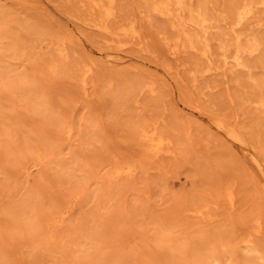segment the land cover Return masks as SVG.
<instances>
[{"label":"rangeland","instance_id":"rangeland-1","mask_svg":"<svg viewBox=\"0 0 264 264\" xmlns=\"http://www.w3.org/2000/svg\"><path fill=\"white\" fill-rule=\"evenodd\" d=\"M208 1L206 4L225 2V0ZM240 1L242 0H235L236 3ZM228 2H232V0H228ZM116 3L114 6L115 17L106 22V26L109 24L107 26L109 27L108 31L115 32L118 27H123L124 23L127 26L133 21L135 27L138 26L136 29L140 30L139 38L132 40L128 36L111 41L106 32L93 27L98 22L97 15L93 12H91L92 14L89 13L87 0H0V10L6 15L0 16V28L3 27L2 29L6 34V38L0 42V46L5 48L12 45L13 51L16 50L3 66L14 71L12 75L27 74L28 77H32L34 84L41 87L44 96L39 100L49 102L47 106L41 108L49 110L48 113H46L47 111L45 113L49 115L48 122H52V124H45L42 119L45 115L41 113L33 116L32 104H27L25 101L21 105L15 104L16 114L7 111V106L12 107L14 105L2 97L1 110L11 117L16 115L17 118L13 121H23L24 124L19 125L21 129H17L19 132L17 135L15 133L9 135L16 137L18 143H25L26 139L32 136L31 145L37 146L35 149L44 146L43 152L48 151L47 153L52 151V145L57 146L54 147L56 149L54 156L51 157L52 162H49L44 153L42 154V161L34 159L31 155L29 158L26 157L27 160H24L23 169L18 165L21 161V154L8 157L0 154V172L1 170L4 172L0 173L1 187L6 180L15 178L12 179L13 182L10 184L9 191V193H14L12 201L22 204V202L30 200L27 204L30 207L28 217L34 218L29 221L32 228L24 238L16 232L3 233L4 226H7L5 223L6 209L10 205V199H8L9 193L0 187V255L4 257L6 264H18V261L19 264H32V261H43L47 264H73L74 262L71 263L74 260L72 254L79 250L76 253L79 256L83 249H88V243L85 244L86 246L83 244L86 248L83 246L82 249L81 246L82 250L78 249L77 245L81 242L78 237L84 231L85 233L90 231L92 221L95 224L97 222L100 224L101 221L103 224V226L101 224L99 226L94 224V226L99 227L98 247L103 249L101 251L105 252L104 255H106L92 259V264H141L139 263L141 260L151 264H183L176 260L167 261L163 257L164 254L158 247V237L171 238L175 242L195 249L197 252L200 250V246L197 247L194 244L203 239L205 236L202 235L204 234L209 235V239L206 238L209 243L214 242L215 239L213 238L217 237L216 233H219V230L224 233V236L238 238L242 234L249 233L251 230L249 221L255 216L262 217L261 219L264 220V197L262 198L259 186L247 173L242 148L228 142L222 133L220 134L213 128L214 121L217 119L218 121L225 120L228 126L243 131L251 151L256 148L259 151L257 153L264 155L262 152L264 149V113L253 110L252 104H246L245 101H242L244 99L246 101L254 100L255 88L253 86L255 83L250 81L252 85H249V82L245 81V77H236L230 73H225L226 76L221 73L215 78L206 75L193 83L190 72L201 71L206 65H204L199 54L195 52L196 55L194 56V52L186 51V54L183 53L182 56L179 55L178 59H175V56L170 55L169 48L166 46V43L170 44V39L174 33L168 28L165 19L152 15L151 18L154 17L153 23H149L141 0H118ZM208 11L209 15L212 14L211 17H215L218 12V10L212 9ZM140 17H142L143 22ZM124 20L126 21L124 22ZM160 38L163 40L161 41ZM210 39L214 38H211L210 35ZM59 41H63L67 47V59L61 66L50 67L49 65H54L56 62L54 55L52 56L53 46ZM120 44L123 46L121 47ZM214 46L216 47V44ZM146 47L148 52H140L141 48L146 49ZM213 50V52L219 53L216 49ZM100 52L113 53L117 63L112 66L106 64ZM215 53L212 54L213 63L217 62L216 64L221 67L219 54L215 56ZM214 56L217 58L215 59ZM198 57L200 58L199 61ZM84 64L94 65H92V72L86 79V93L82 95L79 78L81 72H78V69ZM256 64L255 61L252 62V66ZM259 76L260 72L257 70L254 78ZM74 77L77 79L74 80ZM140 82L153 83L155 93L151 95L145 89L140 95H134L137 92L135 87L141 84ZM119 84L121 85L120 88L117 86ZM115 91L123 93L125 98L124 96L123 98L122 96H114L115 93V95L118 93ZM133 96L135 97L133 98ZM247 97H251V100L249 98L247 100ZM134 99L137 100L136 104ZM241 104L244 105L241 107ZM26 108H30V113ZM51 110H54L55 113L52 114ZM30 115L35 119H32ZM70 115H72V120L74 118V133L76 135L74 139L80 138L78 144L70 142L76 144L71 147L63 142V135L60 133L58 124ZM156 117L161 121L160 130L164 131L172 141L171 149L174 147L173 154L166 155L167 158L163 156L155 159L145 156L144 152L133 142V134L129 130L131 125L141 119H155ZM187 128L188 136H185ZM81 134L82 137H80ZM252 142L254 146H252ZM259 147H263V149ZM76 151L81 155L79 161L82 163L77 160L75 162H78V165L76 163L68 170V166L61 169L59 162L67 161L68 157L72 156V152L75 153ZM182 153L187 154V160L183 158ZM262 158L264 159V156ZM123 160L133 163L138 168L134 179L131 181L114 180L112 184H107L108 188L103 183L106 182L107 178L105 181L103 179L106 174L108 175L107 171H110L109 169L113 164L123 162ZM69 163L71 161H67V164ZM147 166L151 169H148ZM143 168L148 169V174H143ZM224 181L225 183L228 181L227 184H231L233 189H237V192L235 190L234 193L236 199L238 197L239 200H235L233 206L231 204L228 206V203L225 204L227 199L223 196L219 197L221 184L223 185ZM125 186H128V191ZM106 187L107 193L104 190ZM120 189H123V192ZM76 194H79L77 200L74 197ZM118 194H122V196ZM118 196L121 200L117 198ZM107 199L109 200L108 204L106 203ZM224 199L226 202L223 201ZM70 201L75 202V209L72 213L74 215L73 217L71 215L72 218L69 220L73 230L72 238H65L59 233L56 235L58 238H55L56 246L51 250L42 249L39 245H44L46 240L45 242L37 241L35 238L39 234L43 235L46 229L39 227L36 219L38 220V217L39 219L45 218L47 214L53 213L55 208L56 210L60 209L71 203ZM194 201L206 204L207 208H203L201 215L179 212L188 208L190 203ZM236 201H238L237 204ZM179 205L185 207L181 208L182 206ZM20 208L18 217L22 216ZM98 212L100 215L96 217ZM205 212L206 215L210 213V220H206ZM91 213H96L95 216L93 214V220L90 218L93 217ZM251 216L252 218L249 220ZM73 218L75 219L73 220ZM213 218L215 219L213 220ZM77 219L82 223L81 225L77 224ZM95 219L96 222H94ZM198 219L202 220V223ZM212 220L214 223H211ZM248 224L250 226H247ZM103 233L109 237L105 236L104 238ZM110 235L113 236V243L111 242V244L107 242V239L110 241ZM82 237L83 235L81 239ZM255 237L258 241L253 239L254 242L264 245V232H261L259 236L255 235ZM101 238L106 239L108 244H105ZM30 239L35 240L34 243ZM67 240H71L73 246L72 242ZM82 241L86 242L87 240L82 239ZM21 245L22 247H20ZM122 245L125 246V249ZM104 247L108 248L104 250ZM94 252L96 253V251ZM106 252H110L109 255ZM111 253L112 255H110ZM139 256H142L143 259L137 261ZM63 258H68L69 262H65ZM89 262L91 263V260L85 264H89Z\"/></svg>","mask_w":264,"mask_h":264},{"label":"bare ground","instance_id":"bare-ground-1","mask_svg":"<svg viewBox=\"0 0 264 264\" xmlns=\"http://www.w3.org/2000/svg\"><path fill=\"white\" fill-rule=\"evenodd\" d=\"M88 1V4L89 5V13L92 14L91 12H93V14L97 15V24H94L93 27L98 29V30H101V31H104L107 33V35L109 36L110 40H116L117 38L121 37V39H123L124 37H130V39L134 40L136 39L137 37L139 38L140 37V30L136 29V26L135 27V23L133 21H131L127 26H125L126 23H124L123 27H118V30H113L115 32H109L108 29L109 27V24L106 26V22L108 20H110L111 18H114L115 17V5L117 4L116 1L118 0H87ZM142 2V5H143V10L144 12L146 11L147 13V16L149 15H155L156 17H161L163 19L166 20L167 22V26L168 28L174 33L172 38L170 39V44L169 43H166V46H168L169 48V52H170V55L171 56H175V59H178L179 55L185 53L186 54V51H191V52H194V56L198 53L199 54V57L203 60L204 62V65H205V68L203 70H194L192 72H190L192 74V81L193 83H195L196 81H198V79L201 77H204L206 75L209 76H214V78L216 76H218L219 74L223 73V76L225 75V73H230L232 74L231 70L229 69L228 71H225L224 70V64L221 61V67L218 66L216 63V65L213 63V60H212V54L215 53L213 52L214 50L213 49H216L218 52H219V48L218 46L216 45V47L214 46L215 44H213L212 46H214L212 48V53H210V55L205 58L203 55H202V52L204 50V45H203V42H202V37H203V29L201 27H199L200 25V19L198 16L194 15V13L199 9V5L201 4H206L208 3L209 1H201V0H141ZM48 3V2H47ZM85 3V2H84ZM83 3V4H84ZM116 3V4H115ZM140 3V1H139ZM237 3H249V4H255V5H260L262 3H264V0H242L240 2H237ZM45 4V3H44ZM86 4V3H85ZM156 5H160L161 7L159 8H156L155 6ZM177 5H184L185 7H177ZM166 6V7H165ZM88 7V6H87ZM142 7V6H141ZM140 8V7H139ZM138 9V8H137ZM140 10V9H139ZM143 10L141 11V13L143 12ZM118 11V10H117ZM207 11V14L209 13L208 10ZM139 12V11H137ZM212 12V11H211ZM5 12H3L2 10H0V16H4ZM111 13V15H110ZM117 13V12H116ZM4 14V15H2ZM119 14V13H118ZM94 15V16H95ZM140 15V13H139ZM145 15V14H144ZM209 15V14H208ZM212 15V14H211ZM211 15H209V17H211ZM6 16V15H5ZM118 17V16H117ZM91 18V17H90ZM133 18V17H132ZM142 22H143V19L142 17H140ZM145 18V17H144ZM154 18V17H153ZM152 18V19H153ZM92 19V18H91ZM147 19V18H146ZM96 20V21H97ZM112 20V19H111ZM134 20V19H133ZM137 20V19H136ZM140 20V19H139ZM116 21V20H114ZM126 20H124L125 22ZM162 21V20H160ZM110 22V21H109ZM138 22V21H136ZM164 22V21H163ZM165 23V22H164ZM122 24V23H121ZM137 24H141V23H137ZM152 24V23H151ZM27 25V24H25ZM142 25V24H141ZM28 26V25H27ZM121 26V25H120ZM165 26V24H164ZM22 27V26H21ZM113 27V26H112ZM3 28V27H2ZM0 28V42L2 39L6 38V34L4 32V29ZM30 28V27H29ZM114 28V27H113ZM142 30L143 27H141ZM167 28V30H168ZM27 29V28H25ZM111 29V28H110ZM166 29V28H165ZM170 33V32H169ZM146 34V33H145ZM83 35V33H82ZM158 35V34H157ZM163 35V34H162ZM165 35V34H164ZM171 35V34H170ZM123 37V38H122ZM63 38V36H62ZM61 38V39H62ZM167 38V37H166ZM212 38V37H211ZM58 39V38H57ZM56 39V40H57ZM129 39V40H130ZM161 39V38H160ZM163 39H161L162 41ZM168 40H169V37H168ZM103 41V40H102ZM126 41V40H125ZM106 42V41H105ZM129 42V41H128ZM138 42V41H137ZM9 43V42H8ZM81 43V42H80ZM117 43V42H116ZM115 43V44H116ZM126 43V42H125ZM133 43V41H132ZM19 44V43H18ZM68 44V43H67ZM142 44V43H141ZM146 44V43H145ZM165 44V43H164ZM15 45V44H14ZM117 45V44H116ZM125 45V44H124ZM149 45V44H148ZM12 45H9V46H6L5 48H2V46H0V154H3V156H13V155H22L21 156V161H19L18 165L19 167L22 169L24 168V160H27V158H29L31 155L34 159L36 160H41L42 161V154L44 153V156L47 157V159H49V162L51 161V157L54 156V151L56 148H54L56 145H51L53 146L52 147V151L47 153V152H43V147H38L37 149H35V147H33L30 143L31 141V138L28 137L26 140L25 143L23 142H17L18 140L16 139V137L14 136H11L9 134H13L15 133V135H17L19 132L17 131V129H21L19 127V125H24L23 124V121H16L15 120L13 121V119L17 118L16 115H14L13 117L9 116L6 112L4 113L1 109V106H2V97H4V100L5 98L8 100V101H11L12 104L14 106L12 107H9L7 106L6 110L7 111H10V112H15L16 114V106L15 104H19L21 105V103L23 101H25L27 104L28 103H31L32 104V115L33 116H37V115H40L41 114H44L45 117L42 118L44 120V123L45 124H52V122H48L49 120V115L46 114L49 112V110L47 109H42L41 107H44V106H47L49 104L48 101H43L41 102L39 99L41 97L44 96V92L43 90L41 89V87H39L37 84H34V81L32 79V77H28L27 74H24L22 73L20 75L19 74H15V75H12V73L14 71H11L9 70L7 67L3 66L10 58H11V55L13 56L14 52L16 51H13V48L11 47ZM19 46V45H18ZM22 46V45H21ZM51 46V45H50ZM119 46V45H118ZM120 46L122 47L123 45L120 44ZM193 46L196 47L197 51H193ZM54 49H53V54L52 56L54 55L55 59L54 61H56L54 63V65H49L50 67L52 66H61V64H63V62L67 59V56H68V52H67V47L65 46V43L63 41H59V42H56L54 44ZM111 47V46H109ZM9 48V49H8ZM23 48V47H22ZM68 48L70 49V47L68 46ZM117 48V47H116ZM115 48V50H116ZM163 48V47H162ZM24 49V48H23ZM125 49V48H124ZM123 49V50H124ZM139 49V48H138ZM100 50V49H99ZM122 50V51H123ZM126 50V49H125ZM95 51V50H94ZM101 51V50H100ZM118 51V49H117ZM120 51V50H119ZM148 48L146 47L145 48H141L140 49V52H148ZM166 51V50H165ZM71 52V51H69ZM124 52V51H123ZM196 52V54H195ZM17 53V52H16ZM95 53V52H94ZM101 53V52H100ZM119 53V52H118ZM168 53V52H167ZM188 53V52H187ZM190 53V52H189ZM117 54V53H116ZM124 54V53H123ZM219 54V55H218ZM18 55V54H17ZM102 55V58L104 59L105 63L106 64H110L111 66L112 65H115L117 63V59H116V56L113 54V53H104L102 52L101 53ZM125 55V54H124ZM153 56V54H151ZM214 55V54H213ZM219 56L221 57V53H215V56ZM94 56V55H93ZM119 56V55H118ZM122 56V55H121ZM182 56V55H181ZM198 56V55H197ZM196 56V57H197ZM214 58L216 59L217 57ZM15 57V56H14ZM90 57V56H89ZM157 57V56H156ZM198 57V61L200 60V58ZM94 58V57H93ZM121 58V57H120ZM154 58V56H153ZM53 59V58H52ZM119 59V58H118ZM122 60V59H121ZM218 60V59H217ZM68 61V60H67ZM80 61V60H79ZM216 61V60H215ZM46 62V61H45ZM49 63V62H48ZM104 63V62H103ZM184 63V62H183ZM52 64V63H51ZM70 65V64H69ZM94 65V64H92ZM92 65H87V64H84L82 66L79 67V71L78 72H81L80 73V82H81V89H82V95L86 93V79H87V76H89V74L92 72ZM102 65V64H101ZM104 65V64H103ZM109 65V66H110ZM178 65V64H177ZM67 66V65H66ZM74 66V65H73ZM108 66V67H109ZM77 67V66H76ZM184 67V66H183ZM201 67V66H200ZM199 67V68H200ZM254 68H257V64L253 66ZM102 68V67H101ZM180 68V67H179ZM193 68V67H192ZM106 69V68H104ZM118 69V68H117ZM15 70V69H14ZM110 70V69H109ZM124 70V69H122ZM53 71V70H51ZM65 71V70H64ZM187 71V70H186ZM71 72V71H70ZM188 72V71H187ZM64 73V72H62ZM77 73V72H76ZM74 75V74H73ZM189 75V74H188ZM92 76V75H91ZM186 76V75H185ZM226 76V75H225ZM229 76V75H228ZM237 77V76H236ZM76 80L77 78L74 77ZM188 78V77H186ZM220 78V77H219ZM91 79V78H90ZM152 79V78H151ZM189 79V78H188ZM210 79V78H209ZM229 79V78H228ZM231 79V78H230ZM237 79V78H236ZM243 79V78H242ZM244 79H246L245 81L249 82V85L251 84L250 81L245 77ZM253 80H255V85L253 86L255 88L254 90V93H255V97H254V100L253 101H246V99L242 100V101H245L246 104H252L254 107H253V110L255 111H258L259 113H264V92L261 91V81H262V77L261 75L258 77V78H252ZM147 80V79H145ZM190 80V79H189ZM89 81V80H88ZM87 81V82H88ZM116 81V80H115ZM119 81V80H118ZM130 81V80H129ZM128 81V82H129ZM139 81V80H137ZM141 81V80H140ZM144 81V80H143ZM154 81V80H152ZM191 81V83H192ZM216 81V80H215ZM214 81V82H215ZM77 82V81H76ZM91 82V81H89ZM121 83L123 81H120ZM202 82V80H201ZM240 82V80H239ZM141 83V82H140ZM208 83V82H207ZM206 83V84H207ZM213 83V82H212ZM243 83H244V80H243ZM242 83V84H243ZM246 83V82H245ZM91 84V83H89ZM114 84V83H113ZM157 84V83H156ZM217 84V83H216ZM252 85V84H251ZM95 86V85H94ZM100 86V85H99ZM110 86V85H109ZM119 88H120V84L117 85ZM196 87H199L197 85H195ZM240 86V84H239ZM248 86V85H247ZM243 87V86H242ZM79 88V87H78ZM110 88V87H109ZM136 94L134 95H140V93H142L145 89H147L146 91L149 92L151 95H153L155 93V88H154V84L153 83H141V84H138L136 87ZM251 88V87H250ZM106 89V88H105ZM108 89V88H107ZM111 89V88H110ZM115 90H116V87H115ZM119 90V89H118ZM212 90V89H211ZM109 91V89H108ZM132 91V90H131ZM115 92H118V91H115ZM253 92V91H252ZM81 93V91H80ZM119 93H117V95L114 94V96L116 97H121L123 98L124 94L123 93H120V96H119ZM130 93V92H129ZM133 93V91H132ZM200 93V92H199ZM253 93V94H254ZM30 94H33V95H30ZM113 94V93H112ZM123 94V95H122ZM207 94V93H206ZM248 94V93H247ZM239 95V94H238ZM252 95V94H251ZM128 96V94L126 95V97ZM130 96V95H129ZM208 96V95H207ZM135 96H133L134 98ZM205 97V96H204ZM243 97V96H242ZM252 97V98H253ZM120 98V99H122ZM125 98V96H124ZM132 98V97H130ZM246 98V97H245ZM249 97H247V100H251V97L248 99ZM13 99V100H11ZM240 99V98H239ZM130 100V99H129ZM139 100V99H138ZM6 101V100H5ZM126 101V99H125ZM205 101V100H204ZM240 101V100H239ZM133 102V101H132ZM244 102V103H245ZM134 103L136 104L137 103V100L134 99ZM24 104V103H23ZM22 104V105H23ZM26 104V105H27ZM128 104V103H127ZM245 104V106H246ZM25 105V107H26ZM244 105V104H243ZM241 104V107L243 106ZM249 106V105H248ZM4 107V106H3ZM23 107V106H22ZM28 107V106H27ZM71 107V106H70ZM76 107V106H75ZM247 107V106H246ZM5 108V107H4ZM244 108V107H243ZM28 110V112L30 111V108H26ZM25 110V109H24ZM239 110V109H238ZM242 110V109H241ZM246 110V109H245ZM45 111H47L45 113ZM251 111V109H250ZM18 112V111H17ZM30 113V112H29ZM51 113L54 114V110H51ZM70 114V113H69ZM244 114V113H243ZM242 114V115H243ZM254 114V113H253ZM257 114V112H256ZM32 115H30V117L32 119H35L32 117ZM226 115V114H225ZM241 115V114H240ZM28 116V115H27ZM180 116V115H179ZM218 116V115H217ZM220 116V115H219ZM238 116V115H237ZM255 116V115H254ZM260 116V115H259ZM67 117V116H66ZM72 115H70V117L66 118L65 120H63L62 118V121H60L58 124H59V127H60V133H62L63 135V142L65 144H69L70 147L72 145H76L78 144V140H75V133L72 134L71 136L69 135V128L65 127L64 125L68 122H71L72 120ZM142 117V116H141ZM155 117V116H153ZM160 117V116H159ZM260 117H263V116H260ZM30 118V119H31ZM225 118V117H224ZM258 119V117H256ZM29 119V120H30ZM138 119V118H137ZM263 119V118H262ZM261 119V120H262ZM176 120V119H175ZM230 120V119H229ZM238 120V119H237ZM40 121V120H39ZM51 121V120H50ZM73 121V120H72ZM125 121V120H124ZM131 121V120H130ZM224 121V122H223ZM219 120L218 119L216 121L213 122V128L220 132V134L222 133L224 138L230 142V143H234L236 145H238L240 148H242V151L244 152V163L246 165V169L248 170L247 173H249V175L251 176L252 180L255 181V183L259 186L260 190H261V193H262V198L264 197V159L262 158L264 155L260 154V153H257L259 151H257V149H253L252 151H255V152H252L249 148V145H248V141H247V138L245 137L244 133H242L241 131L231 127V126H228L226 123H225V120ZM260 122V120H258ZM263 121V120H262ZM37 122V121H36ZM136 122V121H135ZM160 119L159 118H155V119H141L139 121H137L135 124L131 125L129 127V130L130 132H132L131 134H133V139H134V143H136V145L144 152V155L147 156V157H152V158H159V157H163L166 155H171L173 154V149H171L170 145L172 143V141L166 136L165 132L160 130ZM258 122V123H259ZM25 123V121H24ZM28 123V121H27ZM131 123V122H130ZM133 123V122H132ZM167 123V121H166ZM229 124V123H228ZM84 125V124H83ZM186 126V125H185ZM237 126V125H236ZM240 127V126H239ZM168 128V127H167ZM179 128V127H178ZM164 129V128H162ZM262 129V128H261ZM128 130V129H126ZM25 131V130H24ZM83 131V130H82ZM187 133L185 136H188V128L186 129ZM75 132V131H74ZM183 132V131H182ZM191 132V131H190ZM189 132V133H190ZM217 132V133H218ZM22 135H23V132H21ZM20 133V134H21ZM40 133V132H39ZM77 133V132H76ZM185 133V132H184ZM211 133V132H210ZM213 133V132H212ZM83 134V133H82ZM82 134L80 137H82ZM129 134V133H128ZM173 134V133H172ZM36 136V134H34ZM58 135V134H57ZM175 135V134H174ZM190 135V134H189ZM218 135V134H217ZM222 136V135H221ZM257 136V135H255ZM9 137V138H8ZM60 137V136H59ZM58 137V138H59ZM79 137V136H78ZM175 137V136H174ZM191 137V136H189ZM24 138V137H23ZM36 139V138H35ZM222 139V138H220ZM37 140V139H36ZM57 140V139H55ZM33 141V140H32ZM175 141V140H174ZM219 141V140H218ZM256 141V140H254ZM38 142V141H37ZM76 143V144H72V143ZM209 142V141H208ZM213 142V141H211ZM36 143V142H35ZM56 143V142H55ZM61 143V142H60ZM256 143V142H254ZM259 143V142H258ZM44 144V143H43ZM42 144V145H43ZM204 144V143H203ZM38 145V144H37ZM48 145V144H47ZM46 145V146H47ZM86 145V144H85ZM228 145V144H227ZM258 145V144H257ZM50 146V145H49ZM83 146V145H82ZM252 146L253 145V142H252ZM262 146V145H260ZM57 147V146H56ZM74 147V146H73ZM251 147V146H250ZM45 148V147H44ZM260 148V147H259ZM263 149V147H261ZM260 148V149H261ZM50 149H51V146H50ZM84 149V148H83ZM80 150V149H79ZM78 150V151H79ZM264 150V149H263ZM262 150V152L264 153V151ZM59 151V150H58ZM60 152V151H59ZM175 152V151H174ZM178 152V151H177ZM261 152V153H262ZM72 156H69L68 160L67 161H71V163L67 164V161H62V162H59L60 165L59 167L61 169H63L64 167L66 168L67 166V170L71 168V166H73L74 164L78 165L80 162L79 159L81 158L77 151L74 153L72 152ZM28 154V155H27ZM183 155V158L185 160L186 157H187V154L185 153H182ZM26 155V156H25ZM110 155V154H109ZM176 156V155H175ZM174 156V157H175ZM27 157V158H26ZM20 158V156H19ZM58 158V157H57ZM167 158V157H166ZM165 158V159H166ZM178 158V157H176ZM188 158V157H187ZM240 158V157H239ZM113 159V158H112ZM115 159V158H114ZM182 159V158H181ZM78 162H75L77 161ZM81 160V159H80ZM153 161V160H152ZM2 162V161H1ZM10 162V161H8ZM47 162V161H45ZM48 162V163H49ZM52 162V161H51ZM117 162V161H116ZM47 163V164H48ZM57 163V162H56ZM82 163V161L80 162ZM115 163V162H114ZM52 164V163H51ZM71 164V165H70ZM112 164V163H111ZM185 164V163H184ZM158 165V164H157ZM53 166V165H52ZM160 166V165H159ZM9 168V167H8ZM53 168V167H52ZM55 168V167H54ZM148 168V166H147ZM150 168V167H149ZM148 168V169H149ZM158 168V167H157ZM27 169V168H25ZM140 169V168H139ZM144 169V168H143ZM148 169H144L143 171V174H148L147 171ZM151 169V168H150ZM20 170V169H19ZM72 170V169H71ZM77 170V169H76ZM110 171H107L108 172V175L106 174L105 178L103 179V181H105L106 179V182H103L104 185L106 184V186L108 187L107 184H112V181L114 180H120V179H123L125 181H131L132 179H134V176L135 174L137 173L138 171V168L136 166H134L133 163L131 162H128V161H124L123 162L121 161L120 163H115L113 164V166L111 167V169H109ZM60 171V170H59ZM65 171V170H64ZM2 173H4L2 170H1ZM0 172V173H1ZM63 172V171H62ZM75 172V170H74ZM24 174V173H23ZM7 179V178H6ZM13 179V178H12ZM12 179H8V180H3L5 181L4 184L0 185V187L4 190V191H7L9 193L10 191V184H12ZM15 179V178H14ZM13 179V180H14ZM136 179V178H135ZM229 179V178H228ZM123 182V181H122ZM119 183V182H118ZM130 183V182H129ZM224 184L222 185L221 184V191L219 192V197L223 196L224 198L227 199V202H226V199H224L223 201H225L227 204L228 203V206L229 204H231L232 206L234 205L235 203V200H239V198L237 197L236 199V195L234 193L237 192V189L232 187L231 184H227L228 181L225 183V181L223 182ZM232 183V182H231ZM65 184V182H64ZM68 184V183H67ZM127 184V183H126ZM137 184V183H136ZM60 185V184H59ZM63 185V184H62ZM66 185V184H65ZM236 186V184H234ZM234 186V187H235ZM104 187V186H103ZM107 187L104 189L105 192L107 193L108 189ZM128 186H125V189L127 188ZM109 188V187H108ZM124 189V191H125ZM17 190V189H16ZM122 190L123 192V189H120ZM3 191V192H4ZM18 191V190H17ZM127 191H128V188H127ZM2 192V193H3ZM76 192V191H75ZM79 192V191H77ZM121 192V193H122ZM72 193V192H71ZM74 193V191H73ZM119 193V192H118ZM260 193V194H261ZM14 193H9V198L10 199V205L7 206L8 208L6 209V221L5 223H7L6 225L7 226H4L5 227V230L3 231V233H6V232H16L19 234L20 237H23L27 235V232L32 228L29 221L31 219H34L33 217H28V213H29V209L30 207L27 205L30 200H26L24 202L21 203H17L15 201H12V199H14ZM129 194V193H128ZM237 194V193H236ZM74 195V194H73ZM107 195V194H106ZM119 195V194H118ZM126 195V194H124ZM238 195V194H237ZM72 196V195H71ZM81 196V195H80ZM119 196H122L119 195ZM119 196L117 197L119 199ZM75 200H77V197H79V194H76L75 196ZM124 198V196L122 197V199ZM102 199V198H100ZM65 200V198H64ZM67 200V199H66ZM74 200V201H75ZM121 200V199H119ZM7 201V200H6ZM79 201V199H78ZM103 201V200H102ZM109 200L107 199L106 200V203L108 202ZM4 202V201H3ZM71 202V201H70ZM80 202V201H79ZM101 202V201H100ZM238 201H236V204H237ZM1 203V202H0ZM8 203V202H7ZM67 203V201H66ZM122 203V201H121ZM206 203V202H205ZM216 203V202H214ZM79 204V203H78ZM108 204V203H107ZM177 204V203H176ZM181 204V203H180ZM218 204V203H216ZM123 205V203H122ZM98 206V205H97ZM105 206V205H104ZM180 206V205H179ZM182 206V205H181ZM180 206V207H181ZM212 206V205H211ZM217 206V205H216ZM21 207V208H20ZM80 207V206H79ZM102 207V206H101ZM185 206H182L181 208H183ZM206 207V204H204V202H198V201H194L192 203H190L189 207L188 208H185L184 210L182 209V211L180 210L179 212H191V214H200L202 213V210L203 208ZM19 208H20V213L22 216L18 217V214H19ZM124 208H126L124 206ZM177 208V207H176ZM207 208V207H206ZM213 208V207H212ZM234 208V207H233ZM262 208V207H261ZM74 209H75V202H71V203H68L66 206H63L62 208H58L56 210L55 208V211H53V213H51L50 215H46L45 218H42V219H39L38 217V220L36 219V222H37V225L39 227H44L46 229V232L41 235L39 237L36 236V240L37 241H44L46 240L45 244L44 245H39L42 249H45V250H51V248H53L54 246H56V240L55 238L58 236H56L57 234L59 235L62 234L63 237H67L69 239L72 238V229H71V218L73 217L72 213L74 212ZM179 209V208H178ZM215 209V208H213ZM220 209V208H219ZM228 209V208H227ZM207 210V209H206ZM209 210H210V207H209ZM208 210V212H209ZM234 210V209H233ZM231 210V211H233ZM104 211V210H103ZM216 211V209H215ZM259 211V210H258ZM102 212V211H101ZM177 212V211H176ZM222 212V211H221ZM234 212V211H233ZM220 213V212H219ZM258 213V212H257ZM92 214V213H91ZM94 216L96 213H93ZM92 214V216H93ZM182 214V213H181ZM191 214H188V215H191ZM216 214V213H215ZM72 215V217H71ZM89 215V214H88ZM97 215L99 216L100 213L98 212L96 214V217ZM205 215H206V212H205ZM210 215V213H209ZM209 215H206V220H210L211 219V216ZM213 215V214H211ZM93 217H90L92 218L93 220ZM196 216V215H195ZM194 216V217H195ZM215 216V215H213ZM217 216V215H216ZM255 216V215H253ZM77 217V216H76ZM190 218L192 216H189ZM200 217V216H199ZM203 217V216H201ZM205 217V216H204ZM256 217V216H255ZM252 218V216L250 217L249 221L250 224H251V228L250 227H247V228H250L251 230H246L247 232L249 231V233L247 234H242L240 237L238 238H232L231 236H224V233H222L221 230H219V233H216L217 234V237L213 238L215 240H213L214 242L212 243H209L207 242L208 240H206V238L209 236H206V234L202 235L204 238L201 239L200 241H198L196 244H194L195 246L199 247L200 246V250L195 252V249L193 250V248L189 247V246H186V245H183L181 243H178V242H175L174 240H172L171 238H167V237H158L157 238V243H158V247L159 249L163 252L164 254V258L167 259V261H180L182 262L183 264H217V261H220L221 264H228L229 261H236L238 262V264H264V245L262 244H258L256 241L257 238L255 237V235L259 236L261 232H264V223L261 218L262 217H256V218ZM86 218V216H85ZM89 218V217H88ZM187 218V216H186ZM188 218V219H190ZM196 218V217H195ZM198 218V217H197ZM75 218H73L74 220ZM82 219V218H81ZM97 219V218H96ZM94 220V222H96L97 220ZM201 219V218H200ZM215 218H213L214 220ZM87 220V218H86ZM90 221H92L91 219H89ZM199 220V219H198ZM213 220L211 221V223L213 222ZM77 224H82L78 219H77ZM88 221V220H87ZM200 221V220H199ZM202 221V220H201ZM200 221V222H201ZM205 221V220H204ZM74 222V221H73ZM89 223V222H88ZM99 222H97L96 224L93 223L92 221V225H91V229L90 231H88L87 233H85V231L82 233L83 237L82 239H85L87 240L86 242L82 241L81 239V236L78 237L79 241L81 242H77L78 245L77 247H79L78 249L82 250L83 249V246L88 243L89 246L88 249H83V251H81L82 254H80L79 256H77V251L79 252V250H76L72 255H73V261L71 263H76L75 264H85L87 261L91 260V263L89 262V264H92V259H95V258H99L101 257L102 255H104L105 252L101 251L103 249H99L98 247V243H99V227H95V225H100L101 224V221H100V224H98ZM202 223V222H201ZM214 223V222H213ZM206 224H209L206 222ZM244 224V223H243ZM89 225V224H88ZM89 225V226H90ZM103 226V224H101ZM210 225V224H209ZM245 225V224H244ZM11 228H10V227ZM247 226H250L249 224ZM80 227V226H79ZM74 228V227H73ZM244 228V227H243ZM246 228V227H245ZM75 231V230H74ZM221 231V232H220ZM218 232V231H217ZM99 233V234H98ZM102 233V232H101ZM245 233V232H243ZM80 234V233H79ZM61 235V236H62ZM102 236H105L104 233L102 234ZM111 236V235H110ZM216 236V235H215ZM38 237V238H37ZM107 237V236H106ZM109 237V236H108ZM107 237V238H108ZM113 236L110 237V241H108L107 239V242L109 244H111V242L113 243V239H112ZM235 237V236H234ZM255 237V238H253ZM261 237V236H260ZM104 238H101L102 240H104ZM202 238V237H201ZM21 241H23L22 238H20ZM61 239V238H60ZM77 239V238H75ZM209 239V237L207 238ZM256 239V241L254 242V240ZM32 241V239H30ZM11 241V240H10ZM35 240L32 241V243H34ZM67 241H71V240H67ZM74 241V240H73ZM78 241V240H76ZM105 244L107 243L106 242V239L104 240ZM210 241V240H209ZM212 241V240H211ZM261 241V240H259ZM25 242V241H24ZM72 242V241H71ZM71 242H68V243H71ZM76 243V244H77ZM107 243V244H108ZM59 244V243H58ZM84 244V245H83ZM125 244V243H124ZM23 245V243H22ZM22 245L20 247H22ZM65 245V244H64ZM26 246V245H25ZM61 246V244H60ZM72 246H73V242H72ZM82 246V247H81ZM86 246V245H85ZM84 246V248H86ZM104 246V244H103ZM30 247V246H29ZM58 247V246H57ZM62 247V246H61ZM70 247V245H69ZM75 247V245H74ZM82 249H81V248ZM102 248V246H100ZM113 247V246H112ZM123 247V245H122ZM125 247V246H124ZM123 247V248H124ZM194 247V246H193ZM196 247V248H197ZM35 248V247H34ZM108 248V247H104V250ZM21 249V248H20ZM125 249V248H124ZM18 250V249H17ZM22 250V249H21ZM57 250V249H56ZM85 250V251H84ZM59 251V250H58ZM87 251V252H86ZM96 251V253L94 252ZM17 252V251H16ZM53 252V251H52ZM241 253V256H239V254ZM57 253V252H56ZM107 253V252H106ZM110 253V252H108ZM107 253V254H108ZM246 253H248L246 255ZM85 254V255H84ZM60 255V254H59ZM109 255V254H108ZM112 255V253L110 254ZM106 256V255H104ZM137 256V255H136ZM135 256V257H136ZM60 257V256H59ZM64 257V256H63ZM66 257V256H65ZM72 257V256H71ZM110 257V256H109ZM61 258V257H60ZM84 258V259H83ZM55 259V258H54ZM138 259V260H137ZM137 261L143 259L142 256L140 257H137ZM4 260V257L0 255V264H6L5 263V260ZM61 260V259H60ZM63 260L65 262H69L68 261V258H63ZM67 260V261H66ZM56 261V260H55ZM59 261V260H57ZM19 262V261H18ZM147 262V261H146ZM144 262V260H141L139 261V263L141 264H148L150 262ZM56 263V262H55ZM64 263V262H63ZM73 263V264H74ZM67 264V263H66ZM151 264V263H150Z\"/></svg>","mask_w":264,"mask_h":264},{"label":"snow or ice","instance_id":"snow-or-ice-1","mask_svg":"<svg viewBox=\"0 0 264 264\" xmlns=\"http://www.w3.org/2000/svg\"><path fill=\"white\" fill-rule=\"evenodd\" d=\"M177 7L185 6L177 5ZM209 9L218 10L215 17H209L206 11ZM194 15L199 17L201 22L199 27L203 29L202 55L207 58L212 52V44L215 43L222 54L220 59L224 64V70L230 69L234 76L246 77L252 83H255L252 78L258 70L262 77L261 91L264 92V3L241 4L236 3L235 0L232 2L225 0L224 3L201 4ZM148 22L153 23L151 15L148 16ZM210 35L214 39H210ZM193 51H197L195 46ZM253 61L257 63V68L252 66ZM64 126L69 128L70 136L74 134V118ZM32 264H47V262L32 261ZM217 264L221 262L217 261ZM228 264H238V262L229 261Z\"/></svg>","mask_w":264,"mask_h":264}]
</instances>
